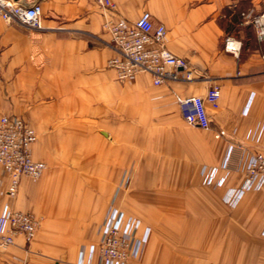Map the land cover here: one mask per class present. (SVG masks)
<instances>
[{
	"label": "crops",
	"instance_id": "obj_1",
	"mask_svg": "<svg viewBox=\"0 0 264 264\" xmlns=\"http://www.w3.org/2000/svg\"><path fill=\"white\" fill-rule=\"evenodd\" d=\"M13 1L40 4L43 29L0 17V117L31 124L33 157L47 170L12 199L0 167V215L9 206L40 221L31 242L18 235L0 249V264H102L90 249L111 206L151 229L126 264H264V187L226 201L248 158L264 152V40L242 15L263 12L264 0H111L131 22L149 12L167 48L190 62L192 80L162 86L147 74L118 79L95 0ZM227 36L242 43L238 57ZM213 84L211 129L188 125L178 97H204Z\"/></svg>",
	"mask_w": 264,
	"mask_h": 264
},
{
	"label": "built area",
	"instance_id": "obj_2",
	"mask_svg": "<svg viewBox=\"0 0 264 264\" xmlns=\"http://www.w3.org/2000/svg\"><path fill=\"white\" fill-rule=\"evenodd\" d=\"M104 10V31L110 37L114 55L108 66L124 81L134 76L147 74L155 86L168 82L192 80L194 70L190 62L174 55L166 46L167 29L163 24L154 23L149 12L131 22L123 18L111 0H95ZM253 26L258 41L264 40V11L242 14ZM0 17L9 24H19L31 29H43L42 7L38 3L30 6L13 0H0ZM226 52L239 56L242 43L232 36L224 42ZM264 58V57H263ZM221 97L219 84L210 86L206 96L178 97L177 101L185 122L200 129H211L208 107L217 109ZM216 134V138L221 137ZM38 136L31 124L20 116L0 117V167L6 178L5 193L16 198L21 182L25 178L40 179L47 170V164L33 157L32 148ZM234 148H230L223 166L229 168ZM245 182L240 190L228 194L226 201L235 205L246 191L264 187V152L251 155L245 165ZM206 182L213 183L215 171H204ZM226 178L219 180L224 184ZM40 221L29 212L14 210L7 206L0 215V249L6 251L15 244L18 235L31 242L38 231ZM151 229L137 218L127 215L111 206L102 223V238L97 246L90 249V258L97 253L102 264H126L131 258L140 256L149 240Z\"/></svg>",
	"mask_w": 264,
	"mask_h": 264
},
{
	"label": "rangeland",
	"instance_id": "obj_3",
	"mask_svg": "<svg viewBox=\"0 0 264 264\" xmlns=\"http://www.w3.org/2000/svg\"><path fill=\"white\" fill-rule=\"evenodd\" d=\"M252 30L254 31L253 27H251V32H253ZM249 35H250V38H252V42H251V43L254 44V36L251 37V34H249ZM257 40H258V39H257ZM258 42H260V41H258ZM247 44H248V43H247Z\"/></svg>",
	"mask_w": 264,
	"mask_h": 264
},
{
	"label": "trees",
	"instance_id": "obj_4",
	"mask_svg": "<svg viewBox=\"0 0 264 264\" xmlns=\"http://www.w3.org/2000/svg\"><path fill=\"white\" fill-rule=\"evenodd\" d=\"M251 27H253V26L251 25Z\"/></svg>",
	"mask_w": 264,
	"mask_h": 264
}]
</instances>
